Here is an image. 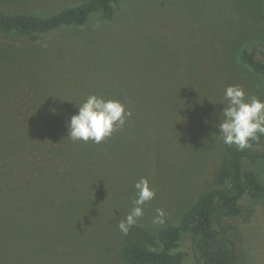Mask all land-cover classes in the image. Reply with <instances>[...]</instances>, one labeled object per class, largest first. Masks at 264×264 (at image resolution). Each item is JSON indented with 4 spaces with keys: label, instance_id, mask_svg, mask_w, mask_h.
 I'll return each mask as SVG.
<instances>
[{
    "label": "rangeland",
    "instance_id": "rangeland-1",
    "mask_svg": "<svg viewBox=\"0 0 264 264\" xmlns=\"http://www.w3.org/2000/svg\"><path fill=\"white\" fill-rule=\"evenodd\" d=\"M81 1L0 0V11L46 16ZM262 42L264 0H121L110 20L0 32V264H125L117 225L142 177L156 195L136 224L156 232L176 223L223 153L225 89L264 100L238 53ZM93 94L132 115L99 144L72 141L67 123ZM244 165L264 186V160ZM242 203L225 218L233 264H264V190ZM158 208L162 224L153 223ZM11 227L25 234L14 251ZM181 248L193 264L188 238Z\"/></svg>",
    "mask_w": 264,
    "mask_h": 264
},
{
    "label": "trees",
    "instance_id": "trees-1",
    "mask_svg": "<svg viewBox=\"0 0 264 264\" xmlns=\"http://www.w3.org/2000/svg\"><path fill=\"white\" fill-rule=\"evenodd\" d=\"M120 2L83 0L46 16L0 11V32L35 36L62 27H81L91 17L110 20L115 9L120 7ZM259 47H264V42L251 48L243 46L238 53L241 62L260 76L264 90V61L255 54ZM261 56H264V51H261ZM251 145V148L240 151L235 146L224 144L223 153L212 173L210 187L197 195L176 223L165 224L156 232H150L138 224L133 225L128 234L123 235V262L183 264L189 253L181 246L188 238L193 264H233L237 260L236 244L229 234L230 226L225 218L239 215L243 210L242 202L258 199L264 190L254 170L244 165L245 160H264V136L251 141ZM21 233L19 227L8 230V239L12 241L10 250H17L21 246L20 239L25 236Z\"/></svg>",
    "mask_w": 264,
    "mask_h": 264
},
{
    "label": "clouds",
    "instance_id": "clouds-1",
    "mask_svg": "<svg viewBox=\"0 0 264 264\" xmlns=\"http://www.w3.org/2000/svg\"><path fill=\"white\" fill-rule=\"evenodd\" d=\"M223 109L218 124L219 136L224 144L243 151L251 148V141L264 136V100L255 96L247 97L239 85L228 86L224 91ZM132 115L126 105L116 99H106L95 94L89 95L78 104V112L67 123L68 138L99 144L115 131L123 128ZM136 198L126 218L118 223L119 230L127 235L129 229L144 215L143 206L156 195L146 177L134 185ZM163 209H156L154 224L164 223Z\"/></svg>",
    "mask_w": 264,
    "mask_h": 264
}]
</instances>
